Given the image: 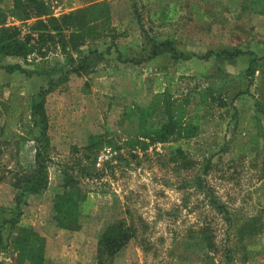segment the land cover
Here are the masks:
<instances>
[{
  "label": "rangeland",
  "instance_id": "1",
  "mask_svg": "<svg viewBox=\"0 0 264 264\" xmlns=\"http://www.w3.org/2000/svg\"><path fill=\"white\" fill-rule=\"evenodd\" d=\"M95 1L109 5L110 21L93 22L95 33L80 49L100 51L103 61L87 75L70 74L46 96L52 141L48 186L28 199L19 222L43 238L44 264H96L101 233L121 219L134 222L138 236L110 264H222L227 245L234 247L237 226L251 218L262 231L246 237L230 264H264V115L255 107L261 99L256 87L264 79V1L261 13L250 8L252 0L181 1L168 4V10L160 9L165 0ZM45 2L54 16L86 5L81 0ZM11 6L12 0H0L2 10L8 12ZM160 13L165 14L162 22ZM31 23L8 18L23 33ZM168 36L189 58L163 54L145 59L147 39ZM42 48L44 56L0 59V128L9 94L23 98L22 121L15 126L22 139L4 145L0 156L2 207L13 202L12 173L33 160L36 130L29 104L42 83L34 70L64 61L58 46ZM224 48L243 54L219 65L213 56L203 57ZM116 50L143 61L118 63ZM252 57L258 70L251 84L246 70ZM164 92L187 101L183 122L197 127L194 136L164 144L143 137L133 105L147 108ZM160 120L157 112L147 119V129H157ZM90 134H101L112 145L98 152L93 177L81 180L86 199L78 229H59L50 219L55 189L65 171L75 175L80 161L84 163ZM178 149L189 162L186 168L177 158L170 159ZM210 196L225 204L224 214L211 209ZM200 226L212 233L217 252L206 250L197 238ZM0 260L25 264L10 248L0 252Z\"/></svg>",
  "mask_w": 264,
  "mask_h": 264
},
{
  "label": "trees",
  "instance_id": "2",
  "mask_svg": "<svg viewBox=\"0 0 264 264\" xmlns=\"http://www.w3.org/2000/svg\"><path fill=\"white\" fill-rule=\"evenodd\" d=\"M81 1L86 5L60 16L53 15L45 0H12V6L8 12L0 8V59L5 57L25 58L32 53L44 56L42 47L48 43L58 46L64 55L62 63L34 70V74L42 78V83L29 104L31 122L36 130L33 160L30 165L21 166L19 170L12 173L13 202L9 207L0 206V252L5 248H10L15 253L18 261L25 264H44L46 261L43 238L31 227L19 224L23 208L28 204V199L31 196L43 193L48 186V167L51 163L50 151L52 147L44 108L46 96L63 84L70 74L76 76L87 75L95 70L99 62L103 61V53L100 51L88 48L86 52H82L80 47L86 43L88 37L95 33V26H92L93 22L100 20L102 25L109 23L111 16L109 5L106 2H96L95 0ZM263 1L252 0L250 8L253 9L252 7H254L255 13H261ZM243 8H246V6H243ZM133 9L137 15L138 23L142 26L134 3ZM8 18H14L21 22L32 21V23L28 30L23 33L18 26L8 24ZM164 18L165 14L160 13L159 19L161 22ZM172 37L168 36L158 40L148 38L142 48V50L148 52L145 59H153L163 54H168L174 59H188L189 56L178 51L176 42L171 39ZM227 49L208 51L203 57L213 56L219 65L225 60L236 59L243 54L240 49ZM116 51V61L118 63H139L143 61L140 58L122 57L121 52ZM254 60L255 58L252 57L246 70L250 83H253L255 72L258 70L257 61L254 62ZM256 88L261 98L255 102L256 112L264 115V79L261 81L260 86ZM21 101H23V98L19 94L11 93L7 99V104L4 105L6 120L0 128V156L3 153L4 145L22 139L21 133L15 129V126L22 121L21 115H19L22 111ZM186 104L187 101L179 102L173 98L172 94L164 92L158 94L153 103L147 108L133 105L140 116L139 125L143 137L164 144L194 136L197 127L183 122V117L186 114ZM157 112L161 119L159 127L157 129H147V119ZM105 145H112L111 141L104 140L101 134H90L83 149L85 152L83 155L84 163L80 161L77 170H75V175L70 172L67 173V171L64 172L62 181L55 189L50 216L52 223L57 228L64 230L78 229L80 205L86 199V191L81 180L93 177L92 173L97 154ZM129 145L134 147L132 142ZM144 147H146L145 144ZM176 158L181 161V167L186 168L189 166L182 150L178 149L170 159ZM212 197L209 199L208 205L217 213L224 214L226 211L225 204L216 197ZM126 222V220L121 219L108 225L101 233L94 252L96 264H110L112 258L130 239L138 236V230L134 222L128 224ZM240 223L235 230L234 247L227 245L222 264H230L234 256L241 251L246 237L251 238L262 231L256 218L249 219L247 223L244 221ZM197 230V238L204 244L206 250L212 253L217 252L216 242L209 229L200 226ZM141 245L143 251L147 252L148 247L142 241ZM0 264L4 263L0 260Z\"/></svg>",
  "mask_w": 264,
  "mask_h": 264
},
{
  "label": "crops",
  "instance_id": "3",
  "mask_svg": "<svg viewBox=\"0 0 264 264\" xmlns=\"http://www.w3.org/2000/svg\"><path fill=\"white\" fill-rule=\"evenodd\" d=\"M158 1V0H157ZM178 1V0H177ZM177 1H175V0H165V2H164V4H162V8H160V9H164V10H168V8H167V5L169 4V6L170 5H173V4H177V3H181V1H185V2H187V0H179V2H177ZM188 1H191V0H188ZM192 1H201V0H192ZM159 2V1H158ZM160 7V6H159ZM118 69H121V68H118ZM123 69V68H122ZM38 78V77H37ZM38 79H40L41 80V82H42V78H38ZM52 93V92H51ZM49 134V137H50V133H48ZM50 140H51V138H50ZM51 142V146H52V141H50Z\"/></svg>",
  "mask_w": 264,
  "mask_h": 264
}]
</instances>
